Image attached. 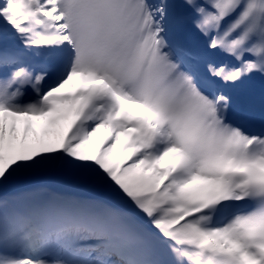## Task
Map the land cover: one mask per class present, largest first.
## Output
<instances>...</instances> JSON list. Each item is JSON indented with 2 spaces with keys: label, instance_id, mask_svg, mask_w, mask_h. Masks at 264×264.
Here are the masks:
<instances>
[{
  "label": "snow or ice",
  "instance_id": "obj_1",
  "mask_svg": "<svg viewBox=\"0 0 264 264\" xmlns=\"http://www.w3.org/2000/svg\"><path fill=\"white\" fill-rule=\"evenodd\" d=\"M0 264H264V0H0Z\"/></svg>",
  "mask_w": 264,
  "mask_h": 264
},
{
  "label": "bare ground",
  "instance_id": "obj_2",
  "mask_svg": "<svg viewBox=\"0 0 264 264\" xmlns=\"http://www.w3.org/2000/svg\"><path fill=\"white\" fill-rule=\"evenodd\" d=\"M118 151H119V150H117V154H118Z\"/></svg>",
  "mask_w": 264,
  "mask_h": 264
}]
</instances>
